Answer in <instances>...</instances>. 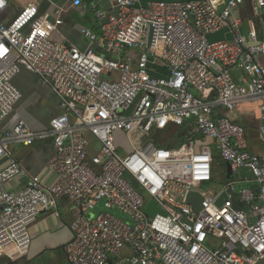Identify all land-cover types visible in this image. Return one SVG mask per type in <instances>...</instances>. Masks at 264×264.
Listing matches in <instances>:
<instances>
[{
    "label": "built area",
    "instance_id": "built-area-1",
    "mask_svg": "<svg viewBox=\"0 0 264 264\" xmlns=\"http://www.w3.org/2000/svg\"><path fill=\"white\" fill-rule=\"evenodd\" d=\"M69 1L98 22V32L81 29L84 50L52 41L34 23L25 33L34 8L0 21V124L20 99L10 81L20 68L38 75L61 109L46 130L19 121L0 136V257H25L30 227L42 212L58 216L65 199L70 264L264 258V0H115L110 9ZM6 6L0 0V12ZM220 31L221 39L208 40ZM249 102L260 111L258 150L225 114ZM186 120L177 148L154 144L167 124ZM46 140L54 148L45 166L56 176L51 183L30 175L8 150ZM215 150L232 173L247 169L254 187L236 193L227 180L216 192L201 191L213 183ZM190 191L202 198L198 211L187 201ZM145 196L157 212L149 213ZM100 201L106 211L88 218ZM211 240L218 244L208 246Z\"/></svg>",
    "mask_w": 264,
    "mask_h": 264
},
{
    "label": "crops",
    "instance_id": "crops-1",
    "mask_svg": "<svg viewBox=\"0 0 264 264\" xmlns=\"http://www.w3.org/2000/svg\"><path fill=\"white\" fill-rule=\"evenodd\" d=\"M83 1L86 3L97 1L101 8L110 9L115 0ZM152 1L189 0H136L142 5H147ZM26 8H34L35 16L31 24L24 27L23 31L25 33L30 31L31 25L34 23L42 34L49 37L52 41L74 45L80 50H84L88 44V41L80 32L81 29L85 27L95 32L99 30L98 22L93 17V14L71 6L69 0H7V6L0 12V21L7 22ZM95 50L97 53L105 55L101 48H95ZM10 81L20 92L21 96L13 111L1 122L0 136L5 131L11 130L19 121L24 122L32 131L46 130L50 126L52 117L61 113L58 98L49 88L41 84L38 75L25 68H20ZM225 114L231 120L240 123L246 128L254 150L261 148L259 140L261 120L260 111L256 103L240 104L235 110L225 111ZM181 124L187 129L190 123L186 120ZM8 150L10 156L20 163L30 175H39L46 183L56 180V176L47 171L45 167L46 162L54 153L51 141H37L29 146L17 143L9 144ZM225 165V174L221 175L217 180L218 183L233 180L235 185H246L247 187L244 188L254 187L255 184L251 180L250 172L247 169H240L235 174L231 172L233 178L229 179L227 178V163ZM215 176L216 174L213 171V180ZM25 181L26 179H21L18 182L22 185ZM15 188H19V185ZM57 211L58 216L50 212L40 213L37 221L30 227L29 252L27 256H29L31 250L35 254L58 244L65 245L72 238L69 203L65 199H60L57 204ZM21 259L10 260L8 258L10 263H16Z\"/></svg>",
    "mask_w": 264,
    "mask_h": 264
},
{
    "label": "rangeland",
    "instance_id": "rangeland-1",
    "mask_svg": "<svg viewBox=\"0 0 264 264\" xmlns=\"http://www.w3.org/2000/svg\"><path fill=\"white\" fill-rule=\"evenodd\" d=\"M223 31L217 32L216 34L213 35H209L208 36V40L213 41V40H217V39H221L223 37ZM182 142H184L183 140L181 141H176L173 142V146L170 148H177ZM93 145V144H92ZM119 151L123 152V149H119ZM218 151H215V162H214V173L216 174L213 183H211V185L209 184H203L200 187L201 191L204 192H216V189L219 186L218 183V179L221 177V175L223 176L225 174V170H226V165L225 163L221 160V158L218 155ZM218 177V178H216ZM236 187V193L239 192V190L241 188L247 187L246 185H235ZM145 200L147 203H149V213L153 214L154 212L158 211V208L153 204V202L150 200L149 197L145 196ZM106 211L105 207H104V203L103 201L98 202L96 204V206H94L92 209L88 210L86 212V216L88 218H92L97 216L99 213ZM112 215L119 217L121 219H123L124 221L129 222V219L127 216H125L124 214H122L121 212H119L118 210H110L109 211ZM213 245H217L218 241L214 240V241H210L208 243V246L213 247ZM64 249V244H58L55 245L53 247H49L48 249L42 250L40 252H36L35 254H33V250H31L29 256H25L23 259L17 261L16 263H10L7 257H0V264H70L65 256V253L63 251ZM29 252V249H28Z\"/></svg>",
    "mask_w": 264,
    "mask_h": 264
},
{
    "label": "trees",
    "instance_id": "trees-1",
    "mask_svg": "<svg viewBox=\"0 0 264 264\" xmlns=\"http://www.w3.org/2000/svg\"><path fill=\"white\" fill-rule=\"evenodd\" d=\"M185 130L186 127L183 124L170 122L155 135L154 144L159 147L170 148L173 146V142L182 140Z\"/></svg>",
    "mask_w": 264,
    "mask_h": 264
},
{
    "label": "water",
    "instance_id": "water-1",
    "mask_svg": "<svg viewBox=\"0 0 264 264\" xmlns=\"http://www.w3.org/2000/svg\"><path fill=\"white\" fill-rule=\"evenodd\" d=\"M227 178L232 179V173H231V169L230 166L227 164ZM226 197V194L223 192L216 200L217 205H220L223 201V198ZM201 196L194 191H190L187 194V201L190 204L191 208L193 211H198L201 207ZM109 263H111V261L109 260ZM254 264H264V258L259 259L257 262H255Z\"/></svg>",
    "mask_w": 264,
    "mask_h": 264
}]
</instances>
